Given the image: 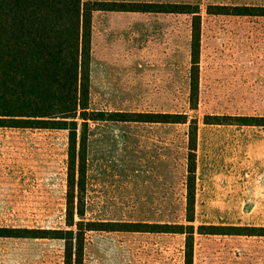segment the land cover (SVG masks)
I'll use <instances>...</instances> for the list:
<instances>
[{"label": "rangeland", "instance_id": "374dc122", "mask_svg": "<svg viewBox=\"0 0 264 264\" xmlns=\"http://www.w3.org/2000/svg\"><path fill=\"white\" fill-rule=\"evenodd\" d=\"M199 3L197 109L189 103L192 16L142 11L94 12L90 109L197 118L196 227H264V125L204 122L264 117V16L207 12L264 0ZM189 125L90 120L86 220L186 222ZM68 147L65 129L0 126V227H67ZM184 242L182 234L88 232L85 264H184ZM63 255L60 239L0 236V264H63ZM194 264H264V236L196 232Z\"/></svg>", "mask_w": 264, "mask_h": 264}, {"label": "trees", "instance_id": "16d2710c", "mask_svg": "<svg viewBox=\"0 0 264 264\" xmlns=\"http://www.w3.org/2000/svg\"><path fill=\"white\" fill-rule=\"evenodd\" d=\"M142 11L188 14L191 30L190 108H198L202 14L199 0L120 3L109 0H0V126L69 131L66 228L0 227V236L64 241L63 264H85L88 232L182 234L184 264H194L196 232L259 235L264 227L206 225L196 221L199 120L186 112H104L90 109L94 12ZM209 14L261 15L264 5L210 4ZM217 116L206 124L264 125V117ZM90 120L189 123L186 222L86 220V168ZM254 120H257L254 122Z\"/></svg>", "mask_w": 264, "mask_h": 264}]
</instances>
